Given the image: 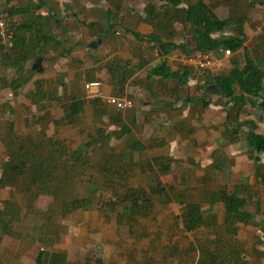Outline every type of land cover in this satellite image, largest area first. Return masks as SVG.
<instances>
[{"label":"rangeland","instance_id":"obj_1","mask_svg":"<svg viewBox=\"0 0 264 264\" xmlns=\"http://www.w3.org/2000/svg\"><path fill=\"white\" fill-rule=\"evenodd\" d=\"M102 1L109 4L112 2V0ZM161 1L157 0V2ZM4 2L5 0H0V11ZM82 2L81 0L80 4ZM88 3L89 0H85V4ZM219 4H225L222 8L225 11L218 14V17L222 19L237 15L233 12V7L245 8L248 5L246 0L240 2L220 0L214 5ZM257 36H259L258 40H264V34L259 33ZM253 39L247 38L245 45L247 51L256 60L264 61L259 49L260 44ZM241 51L244 54L245 50ZM44 57L49 60L45 61L42 58L41 60L37 56L30 61L29 68L33 70V65L40 60L41 68L43 66L44 70L51 71L56 60H51L48 55ZM235 57L243 62L241 56L235 55ZM214 63L217 67L216 73L230 67L224 66V62H217L216 58ZM66 66L69 72L71 66L69 63ZM206 70L214 74L210 69ZM35 71H38V66ZM1 74H6L7 80L11 79L0 60V77L2 78ZM33 78L18 95H15L11 87H0V134L2 136L14 134L10 129L11 122H14L16 134L22 136L32 134L35 138H39V134H48L57 141L60 140L71 148H75L97 132V125L103 124L99 123L97 118L94 124L88 120L87 113L83 112L78 116L75 125L54 126L52 117L62 114V108L61 111L56 112L57 101H50L46 107L49 108L48 111L43 113L36 104L30 105L31 101L23 94L35 87ZM45 80L44 88L47 85L51 86L50 78ZM195 88L191 89V94L196 93L197 87ZM158 95L160 98L173 96L171 89L160 92ZM69 97L64 95L63 101L68 102ZM128 97L133 100L132 95ZM220 98L218 94L214 95V107L209 106L208 109L212 110L211 112L218 111L217 114H225L224 107L228 99L220 101ZM259 100L257 98V102ZM245 101L246 104L241 112L242 118L247 119V115H252L258 120L264 116V112H257L261 109L257 103L250 102L249 97H245ZM102 104L105 103L102 102ZM220 106L222 108H219ZM202 108H204L202 110L204 116L210 114L205 110L204 105ZM221 120L223 116L209 119L211 125L207 123L206 126H196L195 131L200 129L201 134H182L185 128H189V124H165L162 118L160 123H152V127L150 124L142 126L131 122L132 127L134 126L133 132L137 134H126L122 137L123 140L114 139L113 149L110 150L98 144L82 152L85 155L84 159L88 160L85 167L77 165L70 170H64L63 166L58 167L57 170L62 175L61 178L58 175V179H64L65 175V177L69 176V181L73 180L72 184L68 183L69 181L65 183L63 192L61 191L64 199L62 202V197L58 200L52 194L45 193H39L32 198L30 193L19 189L21 185L10 190L0 187V192L11 196L8 203L6 200L0 201V210L7 212L4 220L10 221L13 228H11L13 235L0 230L2 235L0 264H36L35 259L39 252H43L46 264H98V258H101L104 264H197L205 255L203 249L208 247L218 253L222 264H264L262 239L264 238V180L256 173L257 163L249 158V151L245 144L247 131L245 129L241 131L239 141L231 142L232 137H228L224 130L221 131V127L226 126V123ZM107 125L113 127L108 122ZM257 131L264 134L263 121H260ZM42 136V138L46 137V135ZM133 140H141L147 148L128 154L129 152H126L129 151L128 145ZM3 145H5L4 138H1V160L6 156ZM257 154L260 156L264 170V152ZM160 155L166 156V162L171 165V170L167 173L159 172L157 165L152 171L148 166L153 157ZM219 160H223L225 164L222 171L214 167ZM103 164L108 166L112 164L116 172L110 173L103 168ZM156 173L160 176L162 184L168 187L173 200L154 197L153 210L148 217L141 219L142 226L137 224L134 227L139 234L132 232L128 230L129 227L126 224H119L120 217L117 214H120L118 212L122 206L119 203L118 211L115 210L113 208L115 205L110 204L111 196L113 195L114 200H117V194H122L127 188L126 185L144 186L149 189L150 179L156 176ZM223 186L233 191L237 186L241 188L239 192L248 196L249 205L255 214L256 222L254 224L238 223L235 235L233 233L230 235L224 225L223 202H218L210 208L209 200H207L210 190ZM89 195L94 198L92 204L71 212L64 210L65 202ZM182 199L201 202L204 210L212 209L211 215L215 216L216 220L213 221H216V224L214 226L206 224L194 231L185 230L181 219L184 206L180 202ZM210 220V216L206 217V222H211ZM233 245H237L234 257L232 254L229 255V248ZM62 254H66L65 262L59 261V255Z\"/></svg>","mask_w":264,"mask_h":264},{"label":"trees","instance_id":"obj_2","mask_svg":"<svg viewBox=\"0 0 264 264\" xmlns=\"http://www.w3.org/2000/svg\"><path fill=\"white\" fill-rule=\"evenodd\" d=\"M16 1V2H15ZM248 4H253L251 0H246ZM255 4V3H254ZM47 5L46 0H5L2 10L8 11L12 25V45L4 50L0 47V60L3 63L4 70L11 76L6 78V74H1L0 87L8 86L14 90L15 95L23 92V88L29 83L30 79L35 75H39L37 71L29 68L30 61L37 56H47L50 49L63 46V40L60 33L56 31L59 23L64 19H60L61 13L44 14L42 9ZM60 15V16H59ZM147 21L155 26V32L148 35L134 33L136 39L140 42L149 44H157L158 52L161 54L171 53L175 49H179L186 55H190L195 51H213L215 53L229 49L233 53L245 50L242 55L243 62L237 57L230 58V67L219 73L210 74L209 70L200 69L202 72L201 79L198 81L197 89H202L201 95L191 97L192 100H201L204 106L211 104L213 97L207 90V87L216 84L218 86V95L222 99H228L227 104L231 109L227 112V124L225 132L228 137H232L231 142L239 141L242 130L247 127L246 146L249 151V158L257 163V175L264 180L263 164L259 154L264 152V134L258 132L260 122L255 118H242L241 112L246 104L245 97H249L250 102L257 103L264 112V69L257 63L256 59L247 51L245 43L247 34L243 27L246 15L240 17L219 18L212 7L204 0H166L160 11L154 4L149 3L147 6ZM162 18H166L163 20ZM170 20V21H169ZM180 22L185 26L186 31L191 34L192 41L190 43H175L165 39L166 33H172L174 23ZM172 24V25H171ZM93 24H89L92 26ZM110 27L113 24L109 23ZM234 32L232 33V30ZM264 31V30H263ZM64 53L70 54L73 47L65 48ZM65 54H62L61 58ZM148 60L142 59L137 67H128L130 61H117L109 63L107 73L110 76L109 83L116 89V94L121 95L124 90V84L137 69H140ZM62 64V62H61ZM64 65V64H63ZM62 69L64 67H61ZM192 67L180 65L173 69L167 61L162 58L157 64L146 68L145 75L135 79V83L143 87L149 98H157L160 92L167 89L172 90V94L178 96V88L167 85V81L177 80L178 83H186V77ZM66 72L60 71L59 82L64 85L63 79ZM34 88L25 91L23 94L29 98L32 104H36L40 109H45L49 102L56 100L62 102V114L52 117L54 126L74 125L77 123L78 116L84 111L85 100L76 97H69L68 102L62 99V90L44 88L46 80L41 77L33 78ZM48 82V81H47ZM157 87V88H156ZM161 88V89H160ZM160 89V90H158ZM259 98V102H257ZM100 99H91L92 104H97ZM249 102H247L248 104ZM99 105H101L99 103ZM101 114L106 111L105 105H101ZM46 115V114H45ZM48 115V114H47ZM47 117V116H46ZM48 118V117H47ZM113 118L112 126L107 123L99 124L97 132L88 137V140L80 146L71 148L68 144L57 141L53 136L46 135L44 138H35L32 134L24 135L14 132V122H11V133L4 137V144L7 158L0 163V187L15 188L17 185L21 191L30 193V197L34 198L37 194H52L58 200L63 196V188L65 183L69 181V176L64 179L58 172V167L63 166L64 170H70L77 165L85 167L88 160L84 159L82 152L90 150L96 145L114 148V139L123 140V136L130 133L131 128L120 122V112H117ZM264 123V122H263ZM129 152H140L147 148L141 140H133L129 143ZM256 153V154H255ZM128 157V156H127ZM167 161V157L160 155L152 158L149 163L150 170H154L155 165L158 166L159 172L167 173L171 170V165ZM215 169L224 170L225 164L223 160L215 163ZM103 168L110 173L116 172L109 166L103 164ZM65 174V172L63 171ZM68 172H66L67 174ZM59 175V176H58ZM206 179V178H204ZM207 181V180H206ZM68 183L72 184L73 180ZM122 194H117V200L110 199V204L115 205L113 208L117 210L120 203L119 224H126L130 231L138 233L134 227L140 223L142 218L149 216L154 208V197H159L172 201L168 187L162 184L160 176L151 177L149 189L144 186H128ZM239 187L230 190L227 186L210 190L207 194L210 208L218 202H223L224 218L229 234H236V225L238 223L254 224L255 214L249 205L248 196L242 195ZM35 191V192H34ZM92 192V190H90ZM56 199V200H57ZM91 195L87 197H76L69 202H65L63 208L66 212L74 211L82 206L92 204ZM9 200L6 201L8 203ZM64 201L63 197L61 202ZM184 204L181 214L185 230L194 231L204 225L216 224L215 216H212V209L204 210L201 202L192 199L180 200ZM118 211V210H117ZM15 213V212H14ZM6 211L0 210V230L8 235H13V228L10 221L4 220ZM211 218V222H206V217ZM14 217V214H13ZM12 228V229H11ZM2 235L0 234V242ZM193 249V248H192ZM221 249V248H220ZM230 249V250H229ZM229 255L236 256L237 245L229 248ZM218 250V248H217ZM224 252V249H222ZM203 259L197 264H222V261L214 250L211 248L203 249ZM66 254L59 255V261L65 262ZM228 258V257H227ZM209 260V262L207 261ZM89 261V260H88ZM201 261V262H200ZM98 264H104L101 258L97 259ZM36 264H46L43 252H39Z\"/></svg>","mask_w":264,"mask_h":264},{"label":"crops","instance_id":"obj_3","mask_svg":"<svg viewBox=\"0 0 264 264\" xmlns=\"http://www.w3.org/2000/svg\"><path fill=\"white\" fill-rule=\"evenodd\" d=\"M46 1L47 5L42 9V12L44 14L58 12L62 15H59L60 19H64L62 23H59V25H61L56 27V31L60 33V37L63 40V46L52 48L48 51V54H46L51 60H56L51 71L44 70L42 66V69L37 71L39 75H35L34 78H50L53 83L51 82V86L47 85V87L55 90L58 89L59 91L62 90L61 94L63 100L64 95L85 100L83 112L87 113L89 121L95 124L96 122L94 120L97 118L99 123L103 122L106 124L108 122L112 124L113 121H116L113 116L117 112H120V122L131 128L128 134H137L133 132L134 126L132 127L131 122H133V124L146 126L147 124L160 123L161 118L165 124H189V128H185L182 134H201L200 129L197 132L195 131L196 126H206L207 123L210 124L209 119L219 118L220 116H223V120L221 121L227 124V112L231 109L228 104L225 103V114H217L218 111L216 110L211 112L212 110L208 109V107H214L212 97L211 104L204 106L205 110L210 114L207 115L206 112L205 115L207 116H204L202 112L204 109L202 108V101L192 100L191 98L196 95H201L203 92L202 89H199L200 92H197V89L196 93L191 94V89L194 90L193 87H197L198 81L202 76L200 69L204 68H201L200 65H191L192 68L184 84L178 83L177 80L167 81L168 86L173 85L172 87L179 89L178 96L169 95L160 98L158 95L157 98H149L147 91L135 83L136 78L144 76L146 68L157 64L164 57L167 58L168 64L173 69L182 65L180 59L177 57V53L181 52L179 49H175L169 54H161L158 52V49H156L157 44L156 47H152L153 44L147 42L140 43L134 35L135 32L143 36L155 32V26L145 19L147 18V6L149 3L154 4L157 7V11H160V7H163L166 0H160L161 2H157V0H120L119 2L112 0L110 4L102 0H89L88 4H85V0H82V4H80L81 0ZM130 1H134V3H130ZM204 1L212 7L217 16L219 12L223 11L222 8L225 6V4L216 5L217 7L214 5L215 3L218 4L220 0ZM237 1L240 2L241 0ZM103 2L104 4L101 5L100 3ZM245 8H247V10ZM245 8L233 7V12L237 14L234 17L246 15L243 27L247 34V38H249V40L254 38L253 40L257 44H260L259 49H261L260 52H262L264 57V40H258L259 36H257L259 33L264 34V3L255 2L254 4L253 2V4H248ZM162 19L165 20L166 18ZM109 23L113 24V26L110 27ZM89 24L93 25L89 26ZM172 26H174L173 31H171L172 33L170 34V31H167L166 33L169 35L164 36L165 39L174 41L175 43H190L192 41L191 34L186 31L182 23L176 22ZM233 32L234 29L232 30V33ZM94 41L97 42L96 47L91 46ZM246 44L247 42L245 45ZM63 47H73V51L66 55ZM62 54H65L63 58H61ZM233 55L242 57L243 54L240 50L236 53L232 52L231 55H218L217 62H224V66L229 67L231 65L230 58ZM39 58L45 59V57L43 58L42 56H39ZM142 59L148 60L147 63L140 69H137V71L127 79L124 84L123 93L121 94V96L132 95L133 105L119 110L113 106L104 104L106 111L101 114L102 100L95 96L97 91H100L104 96L112 94L118 95L116 94V89L108 81L110 79L107 73L108 64L113 62V60L121 62L130 61V65H128L129 68L137 67L140 65ZM48 60V58L45 59V61ZM262 60L263 59H258L256 61L264 69V61ZM68 63L71 66L69 72L67 71V66L65 67ZM61 67H64L63 69L66 72V77L63 79L64 85H61L59 82L60 71L63 70ZM94 80H100L102 85L99 88H86V83ZM212 95L216 96V94ZM91 99H100L101 101L97 104H92L90 102ZM220 101H224V99L220 98ZM57 103L58 109H56V112H59L62 108V102ZM99 103L101 105H99ZM30 105H32V103H30ZM219 108H222V106ZM48 109L49 108H45L44 110L41 109V112L45 113ZM88 109H90L89 112ZM80 115H82V113ZM252 118V115H247V119ZM178 119H181V121H178ZM258 121L264 122V120L261 119H258ZM150 127H152V125ZM225 127L226 126H222L221 131L225 130ZM244 129L246 131L248 130L247 127H244ZM42 135L48 134H39V138H42ZM1 138H4V136L0 134V140ZM3 147H5V145H3ZM6 158L7 156H4L2 160L0 159L1 162ZM6 189L10 190V187H6ZM0 196H2L0 201H7L11 198V196L3 192H0ZM262 239L264 241V238Z\"/></svg>","mask_w":264,"mask_h":264},{"label":"built area","instance_id":"obj_4","mask_svg":"<svg viewBox=\"0 0 264 264\" xmlns=\"http://www.w3.org/2000/svg\"><path fill=\"white\" fill-rule=\"evenodd\" d=\"M12 25L10 20V15L8 11H0V47L6 50L12 45ZM224 55H231L232 51L229 49L221 50ZM219 51V52H221ZM219 52L215 53L213 51H195L190 55H186L182 51L177 53V57L180 59L181 64L185 66L200 65L201 68L210 69L212 73H216L217 67L214 63L215 58ZM216 67V68H215ZM102 85L100 80H94L86 83V88H99ZM96 97L101 98L102 102L115 107L116 109H124L127 106L133 105V100L128 96L121 95H108L104 96L100 91H97Z\"/></svg>","mask_w":264,"mask_h":264},{"label":"water","instance_id":"obj_5","mask_svg":"<svg viewBox=\"0 0 264 264\" xmlns=\"http://www.w3.org/2000/svg\"><path fill=\"white\" fill-rule=\"evenodd\" d=\"M252 2H256V3H264V0H251ZM98 43H99V41H98ZM91 46H97V42H92V45ZM152 47H156V44H153L152 45ZM218 55H220V56H223L224 55V52L223 51H221V52H219V54ZM40 61V60H39ZM37 62L36 63V65L34 64L33 65V70H36V67L38 66V70L39 69H42L41 68V64H40V62ZM207 90H208V92L210 93V94H217L218 93V86L216 85V84H213V85H211V86H209V87H207ZM261 108V107H260ZM260 111H263L262 110V108L260 109V110H257V112H260ZM261 120H264V116H262L261 118H260Z\"/></svg>","mask_w":264,"mask_h":264}]
</instances>
